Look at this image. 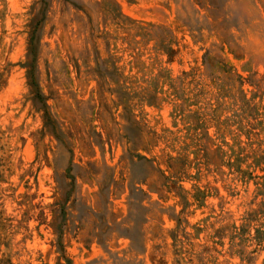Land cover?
Returning a JSON list of instances; mask_svg holds the SVG:
<instances>
[{"label": "rangeland", "instance_id": "374dc122", "mask_svg": "<svg viewBox=\"0 0 264 264\" xmlns=\"http://www.w3.org/2000/svg\"><path fill=\"white\" fill-rule=\"evenodd\" d=\"M258 116L264 0H0V264H264Z\"/></svg>", "mask_w": 264, "mask_h": 264}, {"label": "trees", "instance_id": "16d2710c", "mask_svg": "<svg viewBox=\"0 0 264 264\" xmlns=\"http://www.w3.org/2000/svg\"><path fill=\"white\" fill-rule=\"evenodd\" d=\"M254 121L255 127L252 128L251 132L247 133V139L248 142L251 143V137L257 136L260 140L259 148L248 146L247 154H245L241 144L235 147L233 146L230 149L231 155L228 156V152H223V157L225 158L223 166L228 167L232 175H236L235 180L237 182H241L247 186L253 184L256 188V197L264 199V120L258 116ZM260 137H262V139H260ZM244 166H246V169L243 168ZM262 204H264V201ZM250 215L255 216L253 218L254 220L249 219V227L254 230V234L250 232L248 233V237L251 241L255 242L259 248L264 250V226L257 227V224H254L257 222V220H255L258 216L256 212ZM237 232L238 227H235V233L237 234Z\"/></svg>", "mask_w": 264, "mask_h": 264}]
</instances>
